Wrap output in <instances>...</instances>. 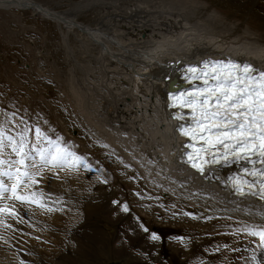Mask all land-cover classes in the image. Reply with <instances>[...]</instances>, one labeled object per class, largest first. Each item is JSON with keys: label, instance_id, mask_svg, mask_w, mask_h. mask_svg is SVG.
Wrapping results in <instances>:
<instances>
[{"label": "bare ground", "instance_id": "obj_1", "mask_svg": "<svg viewBox=\"0 0 264 264\" xmlns=\"http://www.w3.org/2000/svg\"><path fill=\"white\" fill-rule=\"evenodd\" d=\"M136 1H138L136 4H130L126 6L127 8L124 5L120 8L117 0H110L108 8H116L114 17L113 14L105 17L102 25L95 28L80 24L75 18L66 16L68 15L66 13L51 11L31 0H0V8L32 10L36 17L56 22L62 28L63 41L66 45L70 41V35L75 34L82 58L81 63L75 57L76 50L70 49L76 59L71 69L70 88L75 108L109 147L122 150L127 162L141 169L139 170L152 188H160L167 194L174 193L181 199L188 198L193 204L198 203L210 209L219 210L227 206L233 210L229 212L230 214L245 222L242 225L226 227L233 233H237V229L245 224L249 228L264 226V219L261 216L264 204L235 196L227 183L229 176L240 173L242 170L240 164L221 167L216 175L209 174L207 178L197 176L194 180L188 179L192 175V170L181 158L186 141L177 131L179 123L172 120L171 112L167 110V92L172 88V84L165 82L164 78L168 71L161 65L175 60L199 65L207 57L216 56L252 60L260 67H264V31H253L248 22L227 18L224 13H218L208 3L199 0H169L167 3L162 0H146L147 3L143 0ZM157 1L160 2L156 3ZM97 3L98 6L103 5L105 0H94L85 5V8L95 6ZM68 85L70 86L69 83ZM122 152L120 153L123 154ZM61 176L66 180L65 185L56 186L57 190L63 189L68 182L76 185L87 178L90 179L86 178L84 172H69L67 175L63 173ZM48 178L57 181L51 176ZM182 182H185L187 187L181 188ZM117 190L115 187L111 194L98 190L96 194L94 192L96 195L94 200L86 198L88 212L86 224L92 218H97L99 223L97 227L85 226L88 227L85 233H78L76 236L79 237L83 248L88 242L93 244L94 239L97 245H104L102 247L108 252L123 253L125 256L119 254V257H123L128 264L141 262L143 260L138 258L133 250L123 252L116 245L120 224L123 227H130L131 249H143L146 241H151L150 233L143 231V227L146 226L142 222H132L131 217L124 214L114 218L118 208L116 209L115 205L113 206L115 209L110 206L109 198L113 199ZM195 193L199 195H194ZM39 210L36 208L22 210L25 216L23 226L29 232L39 226L35 221L42 220V218L37 220L40 216ZM60 214L61 212L56 216L51 215L49 219L62 226L65 223L63 217L65 214L62 213V216ZM237 235L251 238L247 235ZM6 239L9 240V244L0 240V264H17L19 256L15 257L14 250L26 254L28 249H32L28 245L13 241V237L8 236ZM189 240L197 242V238L191 237ZM160 241L157 247H160ZM200 241L203 242V238ZM42 248L47 254L51 250ZM37 249L36 251L41 252L38 246ZM174 251L179 253L178 249ZM236 252L230 264H264V248L257 246L255 238H251L249 246H243ZM187 253L183 255L188 257ZM28 260H31V257ZM61 260L63 262L60 264H76L75 259L72 263L70 258L64 257Z\"/></svg>", "mask_w": 264, "mask_h": 264}, {"label": "rangeland", "instance_id": "obj_2", "mask_svg": "<svg viewBox=\"0 0 264 264\" xmlns=\"http://www.w3.org/2000/svg\"><path fill=\"white\" fill-rule=\"evenodd\" d=\"M31 1L51 11L66 13L68 14L66 16L73 17L80 24L92 28L101 26L105 17L112 16V14L114 17L116 11L115 7L108 8L110 0H105L103 5L98 6L99 3H97V5L88 8H85V5L94 0ZM117 1L120 8L123 5L128 7L130 4L138 2L136 0ZM143 1L147 3L146 0ZM162 1L169 2V0ZM199 1L208 3L218 13H224L227 18L248 22L253 31H264V0ZM176 7L178 8V6ZM33 12L32 10L0 8V110L16 111L18 118L22 115L33 127L40 126L54 137H64L69 145L74 146L75 151L87 159L93 171L82 168L79 172H84L86 178L90 177V179L87 178L82 182L83 184L77 183L78 185H71L68 182L61 190H57L56 186L65 185L66 180L52 181L47 178L44 180L45 182L43 181L41 185L43 190L46 193H51L52 200H56L58 203L54 205L56 210L51 213L44 214V211H38L40 216L37 217V220L41 218L42 220L35 221L39 225L35 230L29 232L23 226L24 223L17 224L11 219L5 222L12 224L14 222V227L22 228L24 235H21L20 232L6 231L4 227H0V236L13 237V241L21 245H28L33 249H28L30 252L27 251L26 254L14 250L15 257L19 256V261L16 260L17 264H21V262L24 264H60L63 262L61 258L64 257L70 258L71 263L75 259L76 264H128L123 257H119V254L125 256L123 253L108 252L102 247L104 245H97L94 239L92 240L93 244L91 242L84 244L89 248L87 246L83 248V245H80L79 237L76 236L78 233H85V229L88 227L92 228L94 225L97 227L99 223L97 218H92L86 224L88 217L86 198L88 200L90 198V201L94 200L98 190L111 194L115 187L118 190L114 193L115 198H109L110 206L114 208L115 204L111 202L120 201L121 205L127 204L130 211L125 213L115 205L117 206L115 208H118V213L114 218L124 214V216L131 217L132 222H142L149 230L161 237L160 247H157L158 241L151 240L150 242L146 241L147 244L143 249H131L130 227H123L120 224L117 247L123 252L133 250L138 258L143 260L132 264H230L234 260L237 250L250 245L251 238L236 235L234 239L233 231L226 227L242 225L245 222L238 220L235 215L219 211L216 212L217 218L210 221L204 219L203 217L213 214L207 210L206 206H200L198 203L193 204L184 198L176 197L174 193L167 194L160 188H152L140 171L141 169L135 164L127 162L122 150L109 147L108 143L93 130L92 126L75 108L70 88L71 69L75 65L76 59L72 56L70 49L77 51L74 52L75 57L82 63L78 39L75 34H71L70 41L66 45L63 41L62 28L54 21L36 17ZM35 33L37 36L33 37L32 34ZM27 69H30L33 74L32 88L29 81H23L19 86L14 87L12 83H16L19 74L26 72ZM78 75L80 78L81 73L79 72ZM33 90L34 94L30 95ZM105 178L108 180L107 184L102 183ZM61 180L63 183H60ZM155 197L160 199H155ZM210 210L216 211L217 209ZM60 212L63 213L62 215L65 214L63 216L65 223L62 226L49 219L51 215L56 216ZM183 213L194 215L188 216ZM61 214L60 216H62ZM225 216H231L232 219L222 218ZM33 219L34 217H32V222ZM224 229L227 230V234ZM180 236L187 238L186 243L177 239ZM191 237L197 238L198 243L189 240ZM201 238H203V242L200 241ZM225 245H228V248H225ZM37 246L41 252L36 251ZM218 246L221 249L219 252L215 251ZM42 247L51 250L47 254ZM174 249H178L179 253H176ZM187 252L189 253L188 257L183 255ZM38 256L41 259L37 258ZM29 257L31 260H28ZM35 258L37 259L34 261Z\"/></svg>", "mask_w": 264, "mask_h": 264}, {"label": "snow or ice", "instance_id": "obj_3", "mask_svg": "<svg viewBox=\"0 0 264 264\" xmlns=\"http://www.w3.org/2000/svg\"><path fill=\"white\" fill-rule=\"evenodd\" d=\"M180 72L191 87L171 93L168 99L171 107L191 111L190 123L177 128L178 133L190 141L181 157L192 170L188 179L207 178L209 174L216 175L220 167L240 164L242 174H233L227 181L233 194L264 201V67L231 58H208L199 65L188 64L180 68ZM0 117V227L24 235L22 228L5 221L11 219L23 224L22 210L34 207L46 213L56 210L54 205L58 201L52 200V194L41 187L44 180L49 176L63 179L62 172L67 175L78 173L82 168L93 169L64 137H54L40 126L33 127L22 115L18 118L16 111L0 110ZM174 118L186 119L182 113ZM102 183L107 184L108 180L105 178ZM180 187L185 188L187 184L182 182ZM112 203L120 211H130L127 204ZM219 211L227 214L233 210L225 206ZM261 216L264 219V211ZM203 218L213 220L217 218L216 212ZM222 218L232 219L231 216ZM143 231L150 233L151 240H161L160 235L147 227H143ZM237 234L255 238L257 246L264 248V226L249 228L245 224L233 233L234 239ZM177 239L187 241L183 236ZM0 240L9 244L3 236ZM220 250L219 246L215 249Z\"/></svg>", "mask_w": 264, "mask_h": 264}, {"label": "clouds", "instance_id": "obj_4", "mask_svg": "<svg viewBox=\"0 0 264 264\" xmlns=\"http://www.w3.org/2000/svg\"><path fill=\"white\" fill-rule=\"evenodd\" d=\"M34 35L37 36V34L35 33ZM211 57V56H210ZM27 68V67H26ZM25 73V75H23ZM29 73H31V70L30 69H27L26 72H23V73H20L19 74V78H18V82H19V85L23 82V81H29L30 82V87L32 88V83L30 81V79H28V77H26ZM37 74V73H36ZM37 87V86H36ZM173 90V89H171Z\"/></svg>", "mask_w": 264, "mask_h": 264}, {"label": "crops", "instance_id": "obj_5", "mask_svg": "<svg viewBox=\"0 0 264 264\" xmlns=\"http://www.w3.org/2000/svg\"><path fill=\"white\" fill-rule=\"evenodd\" d=\"M27 68H28V67H27ZM30 69L32 70V68H30ZM12 84H13L14 87L19 86V82H18V80H17L16 83H12ZM15 92H16V90H15ZM32 94H34V90H33V92H31L30 95H32Z\"/></svg>", "mask_w": 264, "mask_h": 264}, {"label": "flooded vegetation", "instance_id": "obj_6", "mask_svg": "<svg viewBox=\"0 0 264 264\" xmlns=\"http://www.w3.org/2000/svg\"><path fill=\"white\" fill-rule=\"evenodd\" d=\"M32 36L34 37V34H32Z\"/></svg>", "mask_w": 264, "mask_h": 264}, {"label": "water", "instance_id": "obj_7", "mask_svg": "<svg viewBox=\"0 0 264 264\" xmlns=\"http://www.w3.org/2000/svg\"><path fill=\"white\" fill-rule=\"evenodd\" d=\"M172 88H170L169 90H171Z\"/></svg>", "mask_w": 264, "mask_h": 264}]
</instances>
